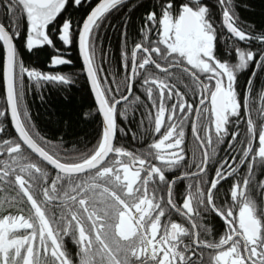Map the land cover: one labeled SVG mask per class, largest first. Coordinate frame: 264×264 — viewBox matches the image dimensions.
<instances>
[{
	"label": "snow or ice",
	"instance_id": "6c2138e0",
	"mask_svg": "<svg viewBox=\"0 0 264 264\" xmlns=\"http://www.w3.org/2000/svg\"><path fill=\"white\" fill-rule=\"evenodd\" d=\"M84 3L0 0L7 18L0 21V136L9 118L16 134L0 138V264H264V180H255L256 168L264 172V83H256L264 32L240 26L232 0H155L130 49L123 22L118 79L105 68L100 29L135 5ZM22 31L28 53L55 47L54 35L63 46L75 42L80 71L26 66L16 43ZM65 63L71 60L51 55L49 66ZM81 75L100 117L96 143L85 152L40 135L25 103L26 88L70 85ZM136 111L137 128L126 131L118 117L129 121ZM189 124L195 147L187 158ZM128 132L150 142L126 147L120 140ZM224 143L239 155L218 157ZM172 170L181 171L169 178ZM181 181L188 183L178 203ZM213 214L219 231L204 223Z\"/></svg>",
	"mask_w": 264,
	"mask_h": 264
},
{
	"label": "trees",
	"instance_id": "16d2710c",
	"mask_svg": "<svg viewBox=\"0 0 264 264\" xmlns=\"http://www.w3.org/2000/svg\"><path fill=\"white\" fill-rule=\"evenodd\" d=\"M154 2L155 0L126 1L127 4L135 5V7H124L119 12L113 13L104 22V27L100 29L101 47L107 53L108 60L110 61V65L105 63V68L110 66L113 72H119L118 79H122L124 74L119 59L120 50L124 43L122 36L124 30L123 22H128V47L130 49L134 41L139 42L140 40L138 29L141 26L145 8H150ZM212 2L215 3V0H212ZM232 10L238 17L240 26L253 34L264 32V0H232ZM81 14L76 13L75 19L79 20ZM64 15L67 16L68 13ZM0 21L7 23V18L4 16L2 10H0ZM23 36L24 31H22L21 37L16 39V43L26 66H33L42 71L60 72L62 74H73L80 71L82 63L75 42L70 46H63L62 42L55 36L53 37L55 47L45 45L39 52L33 51L28 53L22 47ZM151 38H156L155 30L152 31ZM246 43L241 42L240 46L243 47ZM220 45L222 48L225 47L223 40L220 41ZM56 49H59V52ZM57 54H62L67 60H71V63L50 67L49 61L51 55ZM247 75H250V72L246 70L245 75H242L240 79L246 80ZM256 83L257 89H259L260 84L264 83V73L257 78ZM181 90L183 91V88ZM0 92H2V88H0ZM135 94L140 95L142 100L144 99V96L139 91L138 84L135 87ZM25 103L28 107L31 123L35 125V130L47 140L60 143L66 149H76L80 152L87 151L96 143L100 117L95 111V101L90 87L86 83L85 76L81 75L70 85L57 86L49 84L42 89H37L34 86L26 88ZM0 106H3L2 99H0ZM89 112H91V115H88ZM139 119L140 111H136L134 117L131 113L129 114V121L131 123L123 120L122 117H118V124L125 127L126 131L129 128L135 131ZM4 126L6 128V135L0 136V138L7 139L16 135L10 119L5 122ZM241 130L243 131V127ZM185 131L191 135L190 124L186 127ZM117 135L119 137L122 134L117 133ZM226 139H230V137H226ZM147 142H150V140L140 137L139 134L136 140H132L131 132H128L124 136V139L120 140V143H123L126 147L137 149L144 147ZM228 148L229 145L227 143L222 144L220 148L218 147L221 158L226 154ZM52 174H55L54 171ZM255 180H264V172L260 168H256L255 170ZM227 189L221 188L220 195L223 196ZM2 198L3 194L0 193V199ZM211 219L210 216H206L205 223L212 226L213 220ZM214 221V224L218 226V230H221L219 220L214 218Z\"/></svg>",
	"mask_w": 264,
	"mask_h": 264
},
{
	"label": "flooded vegetation",
	"instance_id": "af4514ba",
	"mask_svg": "<svg viewBox=\"0 0 264 264\" xmlns=\"http://www.w3.org/2000/svg\"><path fill=\"white\" fill-rule=\"evenodd\" d=\"M126 1H133V2H137L138 0H126ZM92 2V0H85V3H84V7H87L88 6V4L89 3H91ZM53 37H55V35L53 36ZM57 37V36H56ZM77 49H78V46H77ZM186 130V129H185ZM231 130V129H230ZM186 136H187V139H188V142H189V152H188V157L187 158H190L191 157V155H192V149H194V147H195V145L192 143V134L191 135H189L188 133H187V131H186ZM190 136V137H189ZM229 137H230V135H229ZM220 146L221 145H219L218 147L220 148ZM226 153L229 155V156H231V155H239L238 153H234V152H231L230 150H229V148H228V150L226 151ZM199 155V154H198ZM217 155H218V157H220L219 156V149H218V152H217ZM221 158V157H220ZM193 170H194V166H193ZM245 169L242 167L241 168V172H243ZM180 171L181 170H172L171 171V173L169 174V178H171V175H179V173H180ZM209 175H214V168H212V169H210V172H209ZM233 179H235V177L233 178ZM231 180H226L225 182H222V187L221 188H229L230 187V184H231ZM187 183H188V181H181V182H178V185L176 186V189H175V194H176V199H177V202L178 203H182V200L180 199V196L183 194V192H184V189L186 188V186H187ZM220 188V189H221ZM161 194H163V193H161ZM208 216H210V218H212L211 220H213L212 221V228L214 229V230H218V226H217V224H214L215 223V221H214V218H216V219H218L219 220V222L222 224V221L218 218V217H215V215L213 214V215H208ZM173 218H175V219H177L178 221L180 220V218L178 217V216H174ZM206 221L204 220V223H205ZM219 231V230H218ZM65 245H66V247H68L69 248V250H74V248H75V245H74V243L72 242V240L69 238V237H66L65 238Z\"/></svg>",
	"mask_w": 264,
	"mask_h": 264
},
{
	"label": "water",
	"instance_id": "95a60500",
	"mask_svg": "<svg viewBox=\"0 0 264 264\" xmlns=\"http://www.w3.org/2000/svg\"><path fill=\"white\" fill-rule=\"evenodd\" d=\"M78 53H79V51H78ZM80 61H81V59H80ZM81 63H82V61H81ZM93 96V95H92ZM93 98H94V96H93ZM10 119V118H9ZM10 122H11V120H10ZM12 125V124H11ZM12 128H13V131L15 132V129H14V126L12 125Z\"/></svg>",
	"mask_w": 264,
	"mask_h": 264
}]
</instances>
